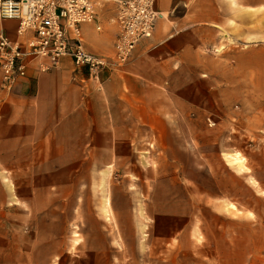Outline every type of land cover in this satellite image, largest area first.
Returning a JSON list of instances; mask_svg holds the SVG:
<instances>
[{"label":"crops","instance_id":"1","mask_svg":"<svg viewBox=\"0 0 264 264\" xmlns=\"http://www.w3.org/2000/svg\"><path fill=\"white\" fill-rule=\"evenodd\" d=\"M92 1L93 22L79 27L82 45L111 57L121 0ZM153 9L151 36L136 43L122 66L94 74L64 56L43 71L39 63L48 61L32 60L10 90H0V247L17 249L6 252L7 262L13 256L23 263L25 256L33 263L37 232L50 228L58 202L75 196L74 185L98 181L95 169L119 167L129 153L150 154L152 140L164 151H179L180 144L196 169L192 145L182 149L181 137L230 135L204 121L218 124L230 109L224 76L232 57L234 71H245L247 40L264 39V0H154ZM16 28V20L0 19V36L25 46L31 35L19 36ZM261 66L256 59V72ZM233 81L240 92L242 83ZM215 183L220 190L222 179Z\"/></svg>","mask_w":264,"mask_h":264},{"label":"rangeland","instance_id":"2","mask_svg":"<svg viewBox=\"0 0 264 264\" xmlns=\"http://www.w3.org/2000/svg\"><path fill=\"white\" fill-rule=\"evenodd\" d=\"M247 42L245 71H234L232 57L224 76L231 85L224 121H204L230 135L181 137L182 149L192 145L196 169L180 144L164 151L152 140L150 154L129 153L119 167L95 169L96 183L74 185L75 196L58 202L50 228L37 232L33 263L25 256L7 262L14 248L0 247V264H264V39ZM233 80L242 83L240 92ZM215 179H222L220 190Z\"/></svg>","mask_w":264,"mask_h":264},{"label":"built area","instance_id":"3","mask_svg":"<svg viewBox=\"0 0 264 264\" xmlns=\"http://www.w3.org/2000/svg\"><path fill=\"white\" fill-rule=\"evenodd\" d=\"M153 2L119 1L113 55L104 57L87 52L82 45L79 27L93 22L92 0H0V19L16 20L17 35H31L22 47L0 36V90H10L32 60L46 59L48 64L39 63L43 71L56 66L64 56L94 74L104 67L122 66L136 43L152 34L157 18Z\"/></svg>","mask_w":264,"mask_h":264},{"label":"bare ground","instance_id":"4","mask_svg":"<svg viewBox=\"0 0 264 264\" xmlns=\"http://www.w3.org/2000/svg\"><path fill=\"white\" fill-rule=\"evenodd\" d=\"M215 51V50H214ZM236 162L240 163L241 161H239V159L236 157V155L234 156V159ZM230 208H235V206L233 204H229V209Z\"/></svg>","mask_w":264,"mask_h":264}]
</instances>
